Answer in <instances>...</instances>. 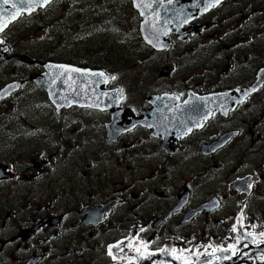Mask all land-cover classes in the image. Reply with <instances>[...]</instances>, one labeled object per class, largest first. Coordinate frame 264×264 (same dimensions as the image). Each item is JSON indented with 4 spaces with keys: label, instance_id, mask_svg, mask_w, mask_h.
Segmentation results:
<instances>
[{
    "label": "flooded vegetation",
    "instance_id": "flooded-vegetation-1",
    "mask_svg": "<svg viewBox=\"0 0 264 264\" xmlns=\"http://www.w3.org/2000/svg\"><path fill=\"white\" fill-rule=\"evenodd\" d=\"M114 1L52 0L22 13L0 35L7 45L5 34L15 25L61 7L66 13L75 8L65 26L84 30L93 46L101 34L113 38L111 48H90L99 64L77 60L66 42L63 59L7 45L0 90L9 83L19 88L0 102V264H264V0H221L201 14L195 9L201 0H153L187 13L166 32L162 51L141 38L142 19L132 0H126L127 15L114 13ZM114 25L132 29L118 34ZM114 33L119 39L134 34L141 44L125 46V70L114 61ZM67 38L73 42L71 30ZM152 57L159 61L155 84ZM47 63L104 73L80 86V101L88 106L56 109L32 81ZM86 83L89 89L82 88ZM102 93L112 114L97 100ZM115 100L121 123L130 128L125 132L119 126L114 132ZM144 115L143 125L137 123ZM56 138L62 155L45 160ZM39 141L46 144L39 148ZM248 232L256 239L248 236L236 255H203ZM133 237L141 252L139 241L157 254L140 259L126 246ZM121 241L110 256L109 246ZM161 248L188 251L177 260ZM225 255L231 259L215 258Z\"/></svg>",
    "mask_w": 264,
    "mask_h": 264
},
{
    "label": "rangeland",
    "instance_id": "rangeland-1",
    "mask_svg": "<svg viewBox=\"0 0 264 264\" xmlns=\"http://www.w3.org/2000/svg\"><path fill=\"white\" fill-rule=\"evenodd\" d=\"M127 1L126 0H118L114 1V13L117 14L120 11L127 15ZM75 15V8H71L69 12H64V10L60 8L57 9H51L47 12H44L43 15L39 18L27 20L26 22H23L22 24H19L18 26L15 25L12 29H10L6 34V43L7 45L11 46V44L14 45L15 52L22 51L19 49L21 45H25L26 49L28 50L29 54L33 57L37 56H56L58 59H63L65 56V53L68 52V46L65 49L61 50V47H63L64 43L68 45H72V49L74 51L71 53L74 57H77V60H80L84 57H90L91 59L89 62L99 64L98 59L96 58L95 53L92 49L96 47L99 49L101 45H104L103 47L111 48L113 38L109 34H101L100 37L97 39V42H100L98 45H92L90 43V39L86 38L83 35L84 30H79V32H74L73 27L71 29H68L66 27V24H69L70 22H64L68 17H72ZM90 15V14H89ZM92 17V15H90ZM104 20L106 17L101 16ZM73 22V21H71ZM66 23V24H65ZM74 25V23H71L70 26ZM82 28V27H80ZM119 28V29H118ZM118 28L114 25V31H117L118 34L120 33V29L124 28L123 30L126 32H131L132 27L130 25H118ZM70 30L72 31V34L74 36L73 42L71 38H67V35L70 33ZM123 32V31H122ZM131 34V33H130ZM58 36H62L61 38H57ZM102 37V38H101ZM64 38V39H63ZM141 44L137 41V38L134 34H131L128 36L127 39H119L116 36V33H114V61H122V67H119V69H126L128 67L127 64V53L125 50V46L128 48L140 46ZM7 46V47H8ZM9 48V47H8ZM110 51V50H109ZM109 55V54H108ZM22 57V56H21ZM0 61V65H1ZM9 64V62H6ZM157 63H159L158 60H156L155 57H152V60L150 62L151 65V81L152 84L154 83V77L152 72L154 69L158 68ZM3 69V68H2ZM1 69V70H2ZM9 75V70L5 71ZM39 137V135H38ZM46 136L43 135L41 138H45ZM39 137V140H41ZM51 145V148L44 151L45 154V160L50 158V155H53L54 153L62 155L61 152H58V149L63 148L61 144L57 142V138L54 139ZM46 143L39 141V148L43 147V145ZM19 153H25L26 151L23 150H17ZM36 157V156H33ZM72 159V158H71ZM49 163H46L44 166L47 168ZM93 173H97V171H93Z\"/></svg>",
    "mask_w": 264,
    "mask_h": 264
},
{
    "label": "water",
    "instance_id": "water-1",
    "mask_svg": "<svg viewBox=\"0 0 264 264\" xmlns=\"http://www.w3.org/2000/svg\"><path fill=\"white\" fill-rule=\"evenodd\" d=\"M40 3H41V0H34V6H35L34 11H36L39 8H43L39 6ZM132 4L134 8L136 9V11H138L142 19L140 23V35L143 41L149 44L156 51H162V50L167 49L168 46L165 44V37H166L165 33L168 31H171L172 29H175V27L177 26V23H179V20L181 19V16H185L187 13L182 11V13L180 14L177 13L178 14L177 15L176 14L177 9L174 6L173 7H171V5L167 7L163 6L162 8L159 2L157 3L153 0H132ZM210 4L211 3H209L208 0H201L199 5L196 6L195 9L197 8L201 9L199 14L204 13L206 12L205 11L206 7L208 8V10L211 8V7H208V5ZM137 5H139V7H137ZM145 5H151V6L145 7ZM182 6H185V5L181 4V7ZM3 7L7 8L8 12L15 11L10 6L5 5ZM24 13L26 15L31 14L28 12H24ZM141 13H143V15ZM5 15H7V13H5ZM14 21L15 20L10 21L8 26L12 24ZM7 51H8L7 48H1L0 57H4ZM21 61L25 63L26 62L32 63L27 58H24ZM57 66L59 65L51 64V63L44 64L45 73L40 76L32 77V81L43 86V88L46 90L48 94L49 100L52 102V104L56 107L57 110H60L62 107H64V105H68L66 104L68 103L66 102V96L68 95L72 96L71 98L72 103H76L78 105L83 106L84 103L80 101L81 100V87L80 86L85 80H87V78L93 75H90V73H87V71L66 73L64 68H60ZM65 67L70 68L67 66ZM162 74H165V72H163ZM86 85H84L82 88L87 89L89 85L87 86ZM18 88H19V83H10L6 85L4 88H2L0 90V97H2L0 98V102L10 97V95L15 93L18 90ZM104 97H105V94L102 93V96H100V98H97V100L100 101ZM152 101H153V104H155V103H159L160 99L158 100L154 99ZM102 104H105V105L108 104V108L106 109H108L111 114L113 113L110 100H103ZM118 104H119V101L116 102L115 100V103H114V132L117 130V126H119V129H118L119 132H123V131L125 132L130 128H127L124 124L121 123V115L120 114L117 115V111H119ZM84 105L88 106L87 103H85ZM96 107L99 108L98 105H96ZM145 118L148 119V117L144 115L141 119H139L137 123H140L141 125H143V121H145L144 120ZM112 122H113V119L111 123L107 125L109 133L113 131L112 126H111ZM118 123L120 124L118 125Z\"/></svg>",
    "mask_w": 264,
    "mask_h": 264
},
{
    "label": "snow or ice",
    "instance_id": "snow-or-ice-1",
    "mask_svg": "<svg viewBox=\"0 0 264 264\" xmlns=\"http://www.w3.org/2000/svg\"><path fill=\"white\" fill-rule=\"evenodd\" d=\"M51 2H52V0H41V3H40L39 6L40 7H44L45 5L50 4ZM168 2L172 3V0H168ZM220 2H221V0H214V3L208 5V7H214L215 5H218ZM5 5L10 6L15 11L8 12V9L3 7ZM150 6L151 5H145V7H150ZM137 7H139V5H137ZM34 10H35L34 0H0V33L4 32V30L8 27V24H9L10 21L16 20L17 17L21 16V14L24 13V12L31 13ZM207 10H208V8L206 7L205 11H207ZM5 13H7V15H5ZM141 14L143 15V13H141ZM165 34H167V33H165ZM0 43H3L2 39H0ZM57 67L64 68L66 73H72V72H79L80 71L79 69H76V68H66L64 65H59ZM92 75L104 76V73H102V72L101 73H93ZM110 79L115 80L116 77L112 76V77H110ZM105 82H107V81H105ZM255 90L256 89H252V91H255ZM247 95H248V93L246 92L245 96H247ZM0 98H2V97H0ZM149 127H151V125H149ZM191 130L192 129L189 128L188 132H191ZM186 134L187 133H183L182 135H186ZM251 186H252L251 184H248L249 188ZM241 219H242V217H241ZM237 223L239 224L240 220H238ZM253 227H254V225H253ZM140 231H144V229H141ZM232 231L234 233L238 232V229H237L236 225L233 226ZM248 236H252L254 240L256 239L255 235L253 233H250V232L245 233L243 236L237 235L235 244H229L227 248H224V247L216 248V247H214L212 249L211 253L206 251L205 253H203V255H205V256H214L217 252L226 253L228 251H231L232 255H236L237 254V245L241 244V242L244 241L245 239H247ZM259 236L260 237H264V232L259 233ZM122 243H124V242L121 241V242H118L117 245L109 246V255L110 256L113 255L112 254V248L119 247L120 244H122ZM138 243H139V245L143 246V249H144L143 252H141L140 246H137L135 237L129 239V241H128L126 246L129 249H134L137 252V254L140 256V259H148L149 257L154 256V255L157 254L155 252H148V244L146 242L139 241ZM259 243H264V241H259ZM246 246L247 245H245V247ZM185 251H188V250L181 249L180 250L181 255H177L176 254L177 250L175 248H173L170 253H169V250L167 248L159 249L160 253L170 254V255H172V257L174 259H177V260L181 259V256L183 255V253ZM192 254L196 255L197 257H199L201 255L200 253H192ZM115 258L116 257L113 256V259H115ZM215 258L216 259H225V260L231 259V257L227 256V255H225L223 257L216 256ZM261 259H264V257H261ZM161 264H163V262H161ZM184 264H191V262L189 260L185 259ZM204 264H211V261H205Z\"/></svg>",
    "mask_w": 264,
    "mask_h": 264
}]
</instances>
